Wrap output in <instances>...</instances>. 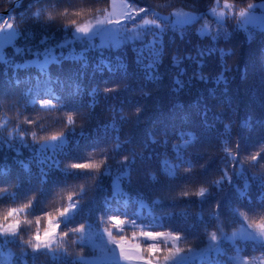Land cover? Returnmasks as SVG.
<instances>
[{
  "label": "trees",
  "instance_id": "16d2710c",
  "mask_svg": "<svg viewBox=\"0 0 264 264\" xmlns=\"http://www.w3.org/2000/svg\"><path fill=\"white\" fill-rule=\"evenodd\" d=\"M127 1L131 2V0ZM14 2L15 0H0V13L9 9ZM108 2L109 0H44L43 3L32 6V0H24L20 8L0 21L1 23L13 20L18 31L31 32L34 36L31 40L18 36L15 42L3 51L2 57L7 58L9 63L5 64L0 60V94H3L0 99V141H3V146L0 147V164L8 165L13 176L19 175L23 178L25 173L21 162L29 165L33 176H37L41 166L47 168V165L51 163L47 160L49 156L52 159H59L62 166L68 163L105 161V155L93 149L97 145H107L109 149L115 148L113 129L103 127L105 124H111L115 119L119 127V140L128 141L122 144L121 149L116 150V158L122 159L123 155L132 150L137 154L142 153L145 157L140 159L138 156L133 166L130 183L127 178H119L121 187L129 194L127 197L129 211L138 209L135 201L141 198L151 208V214L147 208L142 210L143 223L137 220L135 226H125L124 234L132 243H143V240L137 241L132 238L133 232L138 235L142 230L173 231L179 232L182 236L179 242H175V246L184 249L185 252L188 248L196 252L207 248L210 234L217 232L220 251L202 263L189 262V264H238V262L253 264L263 261L264 250L257 248L254 251L249 241H239L240 248L239 246L237 248L235 244L221 237L220 229L230 235L238 230L242 223L248 225L254 221L258 224L264 218L257 212L249 211L248 205L250 198L253 205L259 207L260 197L264 195V188L260 186L259 181L252 179L253 172L258 176H264V167L260 166L261 162H264V128H259L255 124L256 120L264 119V31L252 27L243 30L237 27L234 18L227 17L224 22H218L209 15V10L217 2L230 3L235 9L241 10L246 9L248 3L254 4L260 0H138L141 6L151 5L159 15H171L177 9L200 14L197 21L186 26L158 20L161 27L165 28L164 52L159 58L162 62L158 64V74L161 79L155 81L146 79L147 71L136 63L137 53L133 51V43L125 44L115 50L105 48V57L111 61L112 72L107 69L102 72L95 71L94 66L98 63L99 53L92 51L88 53L89 67L87 68L82 67L81 61L72 59L64 60L59 67L55 64L49 65L53 81L56 79L60 81L59 84L53 83L51 86L55 94L62 98L68 97L77 86H80L82 90H90L94 84H100L103 87L104 80L109 81L108 86L119 84V91L107 94L100 91L91 109L88 105L92 103L93 98L87 94V91H82L81 96L76 98L75 104L66 107L63 111L43 110L38 106H32L29 103L31 97H26L24 93L28 88H32L33 95H36V81L31 78L40 75V72L37 67L30 66L14 73L11 63L33 60L34 57L27 52L28 46L38 45L44 35L55 36V40L50 41L49 44L60 41L64 35L63 29L73 31L75 28L76 25L71 24L72 20H75L77 25L96 20L107 10ZM37 11L40 12L39 16L35 15ZM65 12L67 15H63ZM77 12L82 14L78 16ZM22 16L23 19H21ZM148 16L156 18L151 12L146 15ZM206 18L212 22L208 24L210 33L201 35L198 32V26ZM145 32L143 41H135L136 47H140L142 43H147L153 38L151 31L147 29ZM213 36L217 38L213 40ZM74 47L79 53L82 45L77 43ZM198 47L200 49L215 47L217 51L211 56L204 57L203 68H199L195 61L183 59L181 66L187 71L182 79L187 81L199 70L208 77V82L193 79L192 87L189 88L186 85L185 89L177 95L172 91L173 77L178 74V69L173 67L172 57H184L190 54L200 59L196 55ZM17 48L24 49V52L17 53ZM71 49L72 46H69L56 51L57 53L63 51L64 56L68 57L72 55ZM117 56L126 65V75L124 70L118 67L121 61L116 60ZM157 59L154 49H144L143 63L155 62ZM40 60L43 61V57H40ZM225 67L227 71L224 70ZM221 73L227 80V84L222 81L216 82ZM16 79L21 81L19 85L15 84ZM41 80L40 98L47 99L49 98L46 94L48 85L43 83L45 77H41ZM125 84L127 88L124 87ZM56 103L57 101L53 98V104ZM78 104H83V114L72 111V107ZM137 107L141 109L138 115L135 112ZM205 110H207L206 117L203 115ZM89 113L92 117L90 120H88ZM69 115L73 116L77 133L74 140L79 141V146L74 142L66 145L65 152L68 155L62 154L59 150L54 154L50 148L39 152L46 144L60 143V141H44L41 139L44 136L64 132L71 138L69 129L73 125L67 124ZM121 116L124 117L123 120L120 119ZM26 117L36 120L37 123L27 124ZM249 117L252 118L251 129L242 126ZM82 123L84 137L78 135ZM32 132L37 134L36 141L32 139ZM181 132L192 133L198 137L197 141L189 145L187 149L193 155L195 165L191 173L193 179L187 183L176 184L171 191H160L159 184L151 178L153 173L158 179L161 176L159 154L166 151L163 143L167 139V153L171 159V144L183 142L179 136ZM153 139L156 143H153ZM183 139L187 140L188 136L185 135ZM237 140L240 142L239 154L236 152ZM9 142L22 154L18 156L15 151L9 150L7 148ZM23 143L29 144L30 147L23 148ZM257 153L260 156L258 161L245 159ZM149 154L152 156L150 160L146 159ZM232 157H235V160L243 166L250 184L245 198L239 197V194L230 189L225 182H222L219 187L210 184L212 179H220L222 169L229 166ZM39 161H45V164L41 165ZM111 162L110 159L106 161V163ZM201 164L205 165L204 171L199 167ZM103 171L102 166L97 175ZM229 174H232L231 168H229ZM116 179L115 171L112 176H100L98 181L100 187L97 189L94 188L97 183L95 179L65 180L61 172L53 169L49 183L45 186V192L37 195L33 211L35 215H40L44 209L54 211L63 208L68 203L67 197L72 195L74 199L91 198L86 202L82 200L81 203L85 205V209H93L92 220L95 219L97 212L103 214L107 220L109 217L104 213L103 204L105 197L110 196L112 183ZM233 179L241 188L243 187V178L234 176ZM5 186L15 191V181L11 186ZM201 187L208 188L216 195L198 196L197 193ZM34 191H36L35 188H30L25 183L23 188L18 190L19 198L22 200L16 202L6 200L5 203L8 204H0V213L9 206L26 203L27 200L23 199ZM181 191H186L189 195L181 196L179 195ZM123 199L124 197L121 198ZM155 199H160L162 203L153 205L152 201ZM217 200L221 202L219 219L213 215V206ZM111 203L114 208L117 206L116 200ZM236 208L240 213H247L250 219L241 221L240 217L233 213V209ZM152 217H155L154 222ZM28 218L34 220L35 216ZM84 218V214L81 213L77 221L80 222ZM120 218L128 219L125 216ZM149 224L151 227L148 226ZM36 227L35 224L25 226L24 238L29 239ZM104 227L110 228L116 235V231L111 229L110 224L95 228V231L99 233L94 241L97 246L95 249L97 257H102L100 253L106 250L104 243H106L107 233L103 231ZM79 240L80 236L77 234L57 239L56 243L73 255L81 251L87 255L89 248L82 249ZM9 250L17 255L9 257L7 255ZM3 251L5 264H19V248L15 244L4 245ZM40 264H49V261L42 257ZM100 264L111 263L102 257Z\"/></svg>",
  "mask_w": 264,
  "mask_h": 264
},
{
  "label": "snow or ice",
  "instance_id": "6c2138e0",
  "mask_svg": "<svg viewBox=\"0 0 264 264\" xmlns=\"http://www.w3.org/2000/svg\"><path fill=\"white\" fill-rule=\"evenodd\" d=\"M44 0H32V6L43 3ZM234 5L225 3V8H232ZM128 9L124 20L109 19L107 21L108 24H116L123 25L124 31L131 33L127 37V41H124L118 38L117 33H119V29L113 30V34L111 35V42H105L102 39L100 44L95 43L96 36H102L103 32L98 31L92 33L91 35H87L91 32V26L89 24L77 25L75 20L71 21L72 25H76L74 31H69L67 28L63 29L64 35L62 39L54 44H49L50 41L55 40V36L44 35L38 42L36 46H28L27 52L30 53L34 59L25 61L24 63H11V67L16 71L27 69L30 66H35L38 68L40 75L35 76L31 79H35L36 84V95H33V89L28 88L24 95L26 97H31L29 103L36 107L38 106L43 110H55V111H63L66 107H71L75 104V100L77 97H80L82 91H87V94L91 96L92 103L88 105V108L91 109L94 107L96 100V95L103 91L105 94L110 92L119 91L120 85L114 84L112 86L109 85V81L104 80L102 82L103 87L100 84H94L90 90H82L80 86H77L73 92L65 98H62L59 95H56L53 91L52 84H59V79L53 81V77L51 72L49 71V65L55 64L57 67L61 66L64 60L72 59L75 61H81L82 67H89L88 62V53L92 51H97L99 53L98 63L95 64V71L102 72L104 69H107L109 72L113 71L112 64L109 58L105 57L104 49L111 48L113 50L118 49L125 42L133 43V51L137 53L136 63L140 65L143 69L147 71L146 79L149 81H155L161 79L158 74V64L161 61L159 59L162 57L164 52V44H163V34L165 32V28L161 27V24L158 23V20L167 21L168 16H159L158 13L152 8L151 5L148 7L141 6L138 0H131L130 3L126 5ZM260 8L264 9V0H260L258 4L248 3L246 9H241L239 11V16L245 18V23H252L259 19V17L252 16L249 10ZM149 12L155 16V19H144V16L148 15ZM213 15H217L221 18L224 17L225 13L223 11L217 12V9L213 7L211 9ZM82 13L77 12L76 15H81ZM36 16L40 15V12L37 11L35 13ZM63 15H67V12L63 13ZM139 17V19H137ZM23 19V16L21 17ZM190 19H195V17H190ZM143 21V24L140 21ZM181 23H187V20L180 21ZM98 24L104 23L103 21H97ZM146 26H152L151 29H148L153 33V38L147 43H142L140 47L135 46V41H143L144 37L141 33V29ZM11 27V25H9ZM77 33L85 34L84 37L77 35ZM16 36H23L25 40L34 39V36L31 32H13L9 33L3 39L8 41L13 40ZM217 37L213 36L212 39L215 40ZM3 40H0V44H2ZM77 43L81 44L79 53L76 52V48L74 45ZM43 46V47H41ZM69 46H72V55L64 56L63 51L57 53V49H65ZM151 48L154 49V55L158 57L155 62L151 63H143L144 49ZM217 49L215 47H208L204 49L197 48V56L200 59H197L196 56L186 55L184 57L173 56L172 62L173 67L178 69V74L173 77V88L172 91L179 95L186 87H192V80L196 79L198 81H203L205 83L208 82V77L201 71H197L193 73L191 77L188 78L187 81L183 80L182 77L186 73V68L182 67V60L187 59L189 61H195L199 65V68H203L204 63L203 59L205 56H211ZM17 53H23L24 49L17 48ZM222 52V50H221ZM223 54V52H222ZM40 57H43V61L40 60ZM5 64H8L9 61L5 57H0ZM117 61H121L119 56L116 57ZM120 69L124 70L126 73V65L121 61L118 65ZM227 71L228 69L225 67L224 69ZM41 77H45L43 83L47 84L46 94L49 96L47 99L40 98V85L42 83ZM224 82L227 84V80L221 73V75L217 78L216 82ZM16 85H19L21 81L16 79ZM127 88V85H124ZM2 95L0 94V99H2ZM148 95V93H145ZM53 98L57 101V103L53 104ZM72 111L83 114L84 106L83 104H78L75 107H72ZM114 112V110H112ZM141 109L137 107L135 112L137 115L140 113ZM203 115L207 116V110L203 113ZM91 114L88 115V120H90ZM121 120L124 119L123 116L120 117ZM252 118L249 117L248 120L244 122L243 127L251 129L252 127ZM25 122L27 124H36L37 121L34 119L25 118ZM139 122V121H137ZM67 124L73 125L69 129L71 134V138L67 137L64 132H60L57 135L44 136L41 139L44 141H60V143H52L46 144L42 147L39 152H44L48 148L52 150L55 154L57 150H59L62 154L68 155L65 152V146L74 142L77 146H79V141L74 140V137L77 135L76 128L74 126L73 116H67ZM256 126L259 128H264V119H258L255 121ZM104 128H111L114 131V139L116 141L115 148L109 149L107 145H97L93 151H100L105 155V161H100L97 163L92 162H78V163H68L62 166V163L59 159H52L51 156L47 157V160H50L51 163L47 165V168L41 166L39 168V172L37 176H33L29 165L21 162V166L25 173L24 177H20L19 175L13 176L11 172V168L8 165L0 164V204H8L5 203L6 200H11L12 202H16L22 200L19 198L18 190L23 188V185L27 183L30 188H35L36 191L32 192L26 199V203L18 204L17 206H9L5 211L0 213V264H5L3 259L4 245L15 244L19 248V264H40L41 258L49 261V264H100L102 257H97L95 255V237L99 235L95 228L100 227L104 224H110L111 229L116 231V235L113 234V230H110L108 227H104L103 231L107 233V238L114 246L112 249V260L111 264H120V258L123 257L125 261L128 262H136V264H189V260L191 257L188 256L187 253H193L194 249L188 248L185 252L184 249L175 246V242H179L182 239V236L179 232L174 233L173 231H157V230H142L137 233H132V238L139 241L143 240V243L136 242L132 243V241L128 238L127 235L124 234L125 226L131 227L135 226L137 220H140L142 223L144 222L142 217V210L148 209L149 214H151V208L145 202L144 199H137L135 203L138 205V209H133L129 211V200L127 199L128 193L124 191V189L120 186L119 178L124 177L128 179V182H131V173L133 170V166L137 162V158L139 156L140 159H145L142 153L137 154L134 150L122 156V159L116 158V150L121 149L122 144L128 143V141L121 142L119 140V127L116 123V120L113 119L111 124L103 125ZM227 131V129H226ZM78 135L80 137L85 136L84 125L81 124V130ZM187 135L188 139L184 140V136ZM181 137L182 143H173L171 144V159L168 156V140L165 139L163 143V147L165 148L164 153H160V172L161 176L158 179L156 174H152V180L159 184L160 191H171L172 188L178 183H187L190 182L193 177L191 176L192 170L195 167L193 163V155L187 151L188 146L194 144L198 137L192 133H179ZM33 141L37 140L36 132H32ZM111 143V141H109ZM153 143H156L155 139H153ZM3 146V141H0V147ZM23 148H29V144L23 143ZM7 148L9 150H13L16 152V155H21L19 149H15L12 143H7ZM240 142L236 141V152L239 154ZM227 151V150H226ZM37 152V155H39ZM111 152V155H109ZM152 158L151 154L146 158L150 160ZM111 160V163H106V161ZM245 159L249 161H258L260 159L259 153L256 155H251L245 157ZM235 161V163H233ZM41 165L45 164V161H39ZM104 168L103 172H99L98 170ZM261 167H264V162H261ZM200 169L204 171L205 165H199ZM229 168L232 170V174H229ZM55 169L61 172L63 178L65 180L71 179H81L87 181L88 179H95L97 183L94 185V188H99V177L100 176H112L113 172L117 173V179L112 183V190L110 196L105 197L103 209L104 213L108 214V219L105 220L104 215L97 212L95 219L92 220L93 209L88 208L85 209V205L81 203L82 200L86 202L87 199L81 197L80 199H74L72 195L67 197L68 203L65 207L60 209H55L54 211H49L44 209L40 215H35L33 211L34 204L37 199V195L39 193L45 192V186L48 185L49 180L51 178V171ZM241 177L244 180L243 187L241 188L237 183L234 182L233 177ZM252 179L258 180L259 184L262 188H264V176H258L255 172L252 173ZM15 181V191H11L10 187H6L5 185L11 186ZM222 182H225L226 185L233 189L236 193L239 194V197L245 198L250 187L248 178L245 176L243 166L239 161L235 160V157H232L229 161V166L222 169L220 179H212L210 181L211 185H215L219 187ZM214 196L215 193L209 191L208 188L201 187L199 192L197 193L200 197ZM181 196H188L189 193L186 191H181L179 193ZM124 197L123 200L121 198ZM117 201V206L114 208L112 206V201ZM162 201L160 199H155L152 201L153 205H160ZM203 203V201H201ZM259 207L257 205H253L251 199H248L249 211L257 212L261 216H264V195H261ZM214 211L213 215L219 219L221 208V202L217 200V202L213 206ZM31 210V211H30ZM84 214V219L80 222L77 221V217ZM112 213H115L114 215ZM233 213L235 216L240 217L241 221L249 220L250 217L247 213H240L239 209H233ZM29 216H35V219H29ZM125 216L128 219L122 220L120 217ZM152 221H155V217H152ZM37 225L35 231L32 233L29 239L24 238L25 226L28 225ZM78 226H74L77 225ZM61 225H63V230H61ZM151 227V224L148 225ZM79 234L80 240L79 243L81 248H89V253L86 255L81 251V253L73 255L69 253L66 248H63L62 245H57V239H62L63 237H69L70 235ZM220 235L224 240L236 241L239 236L240 239L249 241L252 243L253 250L255 251L257 248L264 250V218L260 220L257 224L256 222H252L247 226H244L243 223L241 227L233 232L231 235H227L223 232V229H220ZM212 242H217L216 244ZM54 245H56L54 247ZM215 249L217 252L220 251L218 246V234L217 232H212L209 237V243L207 249H204L205 252ZM184 253L183 255L181 253ZM7 255L9 257L16 256L17 254L8 251ZM196 255H200V253H196ZM92 258H89V257Z\"/></svg>",
  "mask_w": 264,
  "mask_h": 264
},
{
  "label": "rangeland",
  "instance_id": "374dc122",
  "mask_svg": "<svg viewBox=\"0 0 264 264\" xmlns=\"http://www.w3.org/2000/svg\"><path fill=\"white\" fill-rule=\"evenodd\" d=\"M128 3L129 2L127 0H109L107 10H105L101 16H99L96 20L87 21V22L83 23V24H89L91 26V32L87 35H91L92 33H95L98 31H102L103 37L102 36H96L95 37V43L100 44L102 42V39L105 42L110 43L111 42L110 38H111V35L113 34V30L119 29V33H117L118 38H120L124 41H127V37L129 35H131V33L124 31L123 25L108 24L107 21L109 19L124 20V17L128 11V9L126 8V5ZM258 3L259 2L254 3V4H258ZM224 5H225V3L220 4L217 2L213 6L217 9L218 13L220 11H223L225 13L223 18L212 14L211 9L213 7L209 10L210 17H212L214 20H217L218 22H224V20L227 17H231V18H234L236 20L237 27L240 29L245 30L247 28L252 27V28H256V29L264 31V9L255 8V9L249 10V12L252 16L259 17V19H257L256 21H254L252 23L246 24L244 22L245 18L239 16L240 10H237L234 7L230 8V9L225 8ZM159 16H161V17L168 16L167 21L171 22L172 24L180 25V26H186L188 24H191V23L197 21L200 17V14L193 13V12L186 11V10H182V9H177L171 15H159ZM190 17H195V19H190ZM137 19H139V17H137ZM144 19L151 20L153 18H151L149 16L148 17L144 16ZM184 20H187L188 22L187 23H181L180 22V21H184ZM97 21H103L104 23L98 24ZM157 22H159V21H157ZM140 23L143 24V21L141 20ZM211 23L212 22L210 20H208L207 18L205 20H203L202 23L198 26L199 34H201V35L209 34L210 32H209L208 24H211ZM83 24H80V25H83ZM9 25H11V27H9ZM151 27L152 26H146L145 28L140 30L141 33L143 34V37H144V34L146 33L145 30H147ZM74 30H75V28L73 29V31ZM17 31L18 30L15 28L13 20H11V21L7 20V21L0 23V40H3L2 44H0V57H2L4 49L7 46L12 45L18 36H16L11 41H8V40L3 39V38L6 37L9 33L17 32ZM77 35H80L82 37L85 36V34H82V33H77ZM129 43H132V42H125L121 46H123L125 44H129ZM238 239H240L239 236L237 237L236 240H238ZM228 241H231V240H228ZM231 242H233V241H231ZM196 253H200V255H196ZM188 256L191 257V259L189 261L194 260V259L201 260L202 259V252L197 251V252L188 254ZM121 258H120V260H121ZM123 263L124 264H136V262H128V261H124Z\"/></svg>",
  "mask_w": 264,
  "mask_h": 264
},
{
  "label": "water",
  "instance_id": "95a60500",
  "mask_svg": "<svg viewBox=\"0 0 264 264\" xmlns=\"http://www.w3.org/2000/svg\"><path fill=\"white\" fill-rule=\"evenodd\" d=\"M23 1H24V0H16V1L13 3V5H12L9 9H7V10L1 12V13H0V20L6 18V17L9 16L13 11H15L16 9H18Z\"/></svg>",
  "mask_w": 264,
  "mask_h": 264
}]
</instances>
